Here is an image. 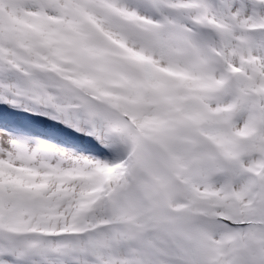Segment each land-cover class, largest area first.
Wrapping results in <instances>:
<instances>
[{"label": "snow or ice", "instance_id": "snow-or-ice-1", "mask_svg": "<svg viewBox=\"0 0 264 264\" xmlns=\"http://www.w3.org/2000/svg\"><path fill=\"white\" fill-rule=\"evenodd\" d=\"M0 264H264V0H0Z\"/></svg>", "mask_w": 264, "mask_h": 264}]
</instances>
